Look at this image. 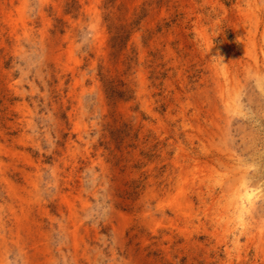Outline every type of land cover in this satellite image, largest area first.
I'll use <instances>...</instances> for the list:
<instances>
[{
	"label": "rangeland",
	"instance_id": "374dc122",
	"mask_svg": "<svg viewBox=\"0 0 264 264\" xmlns=\"http://www.w3.org/2000/svg\"><path fill=\"white\" fill-rule=\"evenodd\" d=\"M0 264H264V0H0Z\"/></svg>",
	"mask_w": 264,
	"mask_h": 264
},
{
	"label": "bare ground",
	"instance_id": "6f19581e",
	"mask_svg": "<svg viewBox=\"0 0 264 264\" xmlns=\"http://www.w3.org/2000/svg\"><path fill=\"white\" fill-rule=\"evenodd\" d=\"M248 190V189H247ZM252 192V191H251ZM241 193V192H240ZM243 194V193H242ZM247 194V199L249 200L250 199V197H251V195H250V192L248 191L247 193H245V195ZM253 195V194H252ZM242 196H244V195H242ZM246 198V197H245ZM254 200V199H253ZM241 202H242V197H241V200H240ZM251 203V202H250ZM254 203V202H253ZM240 204V203H239ZM243 204V203H242ZM247 204V203H246ZM242 206V205H241ZM240 210V209H239ZM243 210H245V208L243 209ZM237 213H239V212H237ZM244 214V213H243ZM241 215V214H240ZM239 215V216H240ZM244 218H245V216H244ZM241 219V218H240ZM245 223V222H244ZM243 225V224H242Z\"/></svg>",
	"mask_w": 264,
	"mask_h": 264
}]
</instances>
